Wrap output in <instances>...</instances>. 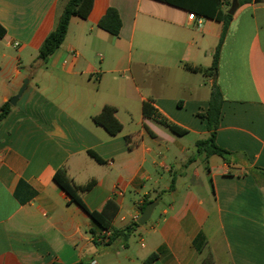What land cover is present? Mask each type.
<instances>
[{
	"label": "crops",
	"instance_id": "crops-1",
	"mask_svg": "<svg viewBox=\"0 0 264 264\" xmlns=\"http://www.w3.org/2000/svg\"><path fill=\"white\" fill-rule=\"evenodd\" d=\"M67 2L0 0V109L29 80L0 122V264H142L153 253V264H202L210 254L216 264H264V2L237 10L215 79L203 72L224 24L202 17L197 27L157 0H95L41 60ZM109 8L122 20L118 37L99 27ZM215 81L224 98L216 143L228 161L196 147L209 137L198 113ZM147 101L187 134L146 118ZM105 106L117 108L116 135L94 121ZM63 166L79 185L94 181L81 194L89 210L115 203L114 229L156 201L150 221L97 242L101 229L54 181Z\"/></svg>",
	"mask_w": 264,
	"mask_h": 264
},
{
	"label": "trees",
	"instance_id": "trees-1",
	"mask_svg": "<svg viewBox=\"0 0 264 264\" xmlns=\"http://www.w3.org/2000/svg\"><path fill=\"white\" fill-rule=\"evenodd\" d=\"M95 0H68L65 4L60 17L57 20L55 28L48 34L44 40L40 50L39 57L41 60L46 61L51 55H53L63 44L66 39L69 24L73 17H79L87 19L92 11ZM173 7L183 9L189 13H194L199 17H203L224 24V29L220 38V41L213 53V63L210 68L204 70L205 77L214 78L218 72L220 52L223 45V41L230 23L233 21L235 14H230V10L233 6V2H236L240 9L246 4H250L252 0H157ZM264 2L263 0H257V3ZM99 27L114 37L120 35L122 29V20L117 9L109 8L106 14L101 18ZM6 34L5 28L0 25V38ZM193 71H198L196 68H191ZM224 98L217 86L216 81L213 84V90L209 102V108L205 113H198V117L207 121V128L209 131V137L206 140H200L197 142L196 147L201 155H204L207 159L212 155H219L225 160H229L231 153L224 148L220 147L216 143L217 131L220 127L222 118V106ZM143 115L146 118H153L162 126L168 128L171 132L177 135L187 134V130L179 127L178 125L168 121L164 117L158 115L155 108L151 105V102L147 101L143 103ZM10 103L4 104L0 109V122L3 121L10 113ZM117 108L113 106H105L102 112L94 117V121L97 125L103 126L111 135L118 134L123 126L116 118ZM98 162L102 163L103 160L94 152H90ZM54 181L57 183L67 194L71 197V200L77 205L81 206L97 224L101 231H111L110 241L117 236L129 237L134 231V227L139 226L138 222L127 227L123 230L114 229L112 221L117 211V206L110 200L102 211H91L87 208L81 198V194L89 191L94 181L87 185L77 184L70 176L67 167L63 166L59 168L55 175ZM175 180H172L171 189L174 188ZM110 243V242H109ZM208 239L204 233H200L193 241L195 249L202 253L208 247ZM158 258L156 253L150 255V257L142 264H153ZM202 264H216L213 256L210 254L204 260Z\"/></svg>",
	"mask_w": 264,
	"mask_h": 264
},
{
	"label": "water",
	"instance_id": "water-1",
	"mask_svg": "<svg viewBox=\"0 0 264 264\" xmlns=\"http://www.w3.org/2000/svg\"><path fill=\"white\" fill-rule=\"evenodd\" d=\"M238 8H239L238 4L236 2H233V6H232V8L230 10V14H232V15L235 14L237 12ZM215 77H214V79H215ZM28 82H29V80L26 79L25 82H24V84H23V86L19 90L18 94L11 99V101H10L11 105L15 106L17 104V102L19 101V99L23 95V93H24V91H25V89L27 87ZM157 205H158V202H156V201L150 202L146 206L145 210L139 216L137 222L140 225H143V226L146 225L150 221V218L152 216V213H153V211H154V209H155V207Z\"/></svg>",
	"mask_w": 264,
	"mask_h": 264
},
{
	"label": "built area",
	"instance_id": "built-area-1",
	"mask_svg": "<svg viewBox=\"0 0 264 264\" xmlns=\"http://www.w3.org/2000/svg\"><path fill=\"white\" fill-rule=\"evenodd\" d=\"M189 20L195 23V26L200 27L203 23L202 17L197 16L194 13H189ZM18 45V44H17ZM111 231L105 230L102 231L96 238V241L99 243L106 244L110 241Z\"/></svg>",
	"mask_w": 264,
	"mask_h": 264
},
{
	"label": "rangeland",
	"instance_id": "rangeland-1",
	"mask_svg": "<svg viewBox=\"0 0 264 264\" xmlns=\"http://www.w3.org/2000/svg\"><path fill=\"white\" fill-rule=\"evenodd\" d=\"M201 166H202V164L201 163H199Z\"/></svg>",
	"mask_w": 264,
	"mask_h": 264
}]
</instances>
